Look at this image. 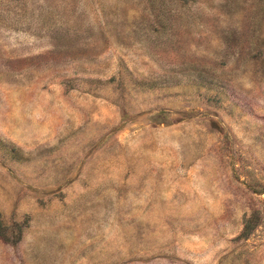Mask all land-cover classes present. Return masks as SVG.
Here are the masks:
<instances>
[{
    "label": "rangeland",
    "instance_id": "1",
    "mask_svg": "<svg viewBox=\"0 0 264 264\" xmlns=\"http://www.w3.org/2000/svg\"><path fill=\"white\" fill-rule=\"evenodd\" d=\"M0 264H264V0H0Z\"/></svg>",
    "mask_w": 264,
    "mask_h": 264
}]
</instances>
